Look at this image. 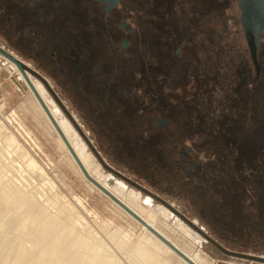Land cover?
I'll return each instance as SVG.
<instances>
[{"label": "flooded vegetation", "instance_id": "1", "mask_svg": "<svg viewBox=\"0 0 264 264\" xmlns=\"http://www.w3.org/2000/svg\"><path fill=\"white\" fill-rule=\"evenodd\" d=\"M234 4L236 0H0V35L21 43L23 54L53 80L95 134L104 131L107 137H117L111 140L113 149L101 148L108 156L114 154L126 172L142 182L150 181L151 187L152 182L168 191L197 193V210L204 218H209V204L217 207L210 218L212 232L225 244L256 252L264 246V164H254L253 153L243 147L244 166L253 168L243 180V168H234L242 158L239 145L231 138L223 139L221 149L219 139L211 142L216 153L206 155L204 140H193L196 132L190 130L192 121L177 100L180 94L165 89L170 85L184 91L190 74L185 69L199 46L193 38L206 26V15L214 13L219 22L223 6L235 13ZM195 78L193 92L197 93L204 86ZM243 91L239 98L234 96L232 106L227 104L237 123L224 127L219 122L218 126L237 139L246 126L258 134L259 146H264V137L260 138L264 113L261 118L255 111L259 106L245 105L244 113L251 117L245 124L232 109L264 95L247 81ZM250 93L253 97L245 98ZM210 125L205 130L196 126L206 138L219 136L217 127ZM135 152L139 159L133 156ZM150 152L147 163L145 156ZM153 168L158 173L152 178L141 173H151ZM231 170L235 176L228 174Z\"/></svg>", "mask_w": 264, "mask_h": 264}, {"label": "rangeland", "instance_id": "2", "mask_svg": "<svg viewBox=\"0 0 264 264\" xmlns=\"http://www.w3.org/2000/svg\"><path fill=\"white\" fill-rule=\"evenodd\" d=\"M175 4H177V2ZM179 7L180 9H184V4H179ZM211 10L213 12V8ZM232 10L235 13H231L223 6L221 20L219 22H217L218 18L215 17L214 13L206 15V26L197 33L195 38H193L194 41L199 43V46L196 49L195 57L190 61V66L185 69V71H189L190 74L188 75V81L184 84V91L177 87H170V85L166 86L165 89L172 94H180L177 97V100L183 104L184 107L182 109L185 110L192 121V127L190 130H195L196 132L193 135V140H204L206 155L212 156V154L216 153L215 150L212 149L211 142L214 143L219 139L217 147L218 149H221V147L224 146L222 143L223 139L231 138L232 140H235L239 145L238 152L241 153L238 154L242 158L239 163L240 165L238 166L235 163L234 168H243L242 179L244 180L249 177V171L253 168L251 166H244L246 165V159L243 147L250 153H253L251 159H253L254 164L258 161L264 164V146H259V142L255 139L258 134L254 133L255 131L250 130L249 128L246 129V126L242 127L243 129L238 132L239 138L237 139L236 136L227 131L228 129L222 130L218 124L221 122L224 127L227 125V127H230L232 124L233 127L237 123L234 120V117L230 116L229 105L227 104L230 102V106H232V104H234V101H232L234 100V96L237 95L238 97L244 93L245 81H247L253 89H259L261 92L259 95H264V40L260 44V80H256L257 78H254L255 69L249 58L246 44L240 31L238 19L239 12L236 10V4L232 5ZM236 12V18H231V15L236 14ZM217 24L219 27L216 28L215 25ZM203 32H205V36L202 35ZM0 46L12 56L14 55V57L25 63V65H28L30 69L37 72L47 82L48 86L69 112L74 122L83 131L103 162L111 169L128 179H131L136 184L149 190L152 194L162 198L172 205H175V207L178 206L181 209L180 213L184 217L191 222L194 221L193 223L196 224L197 227L200 229L202 228L201 230H204L203 232L206 235L217 242L220 246L223 245V248L246 255L249 254L264 257V246L262 250L256 252L240 246L236 249V246L225 244V241L221 240L216 232H212L210 228V226H212V224H210V218L213 219L216 215L217 207H213L209 204L207 206V216L209 214V218H204L203 214L201 212L200 214L199 210H197L198 201L195 199L199 198L197 193H190L189 195V193L181 191H168L164 188L158 187L157 184L153 185L151 182L152 187H154L152 188L150 184H147L150 183V181L145 180V182H142L138 176L126 172L124 170L125 167L119 165L115 160L116 158L114 154L112 157L111 155L108 156L101 148L105 147L107 149H113V143L111 140L116 139L117 137H107L108 135L106 136L104 131L103 133L97 131L95 134L93 129L88 127L86 122L77 114V112L74 111L66 96H61L57 91L56 84L53 80L39 69L32 60L23 54L21 43H11L5 38V36L0 35ZM147 52L149 54L146 55L150 56V52ZM5 59L6 58L0 54V173L3 174L4 172L10 175L11 177H8L12 184L19 188L21 187L20 189L23 191L25 190L24 193L28 197H37L39 203L42 204V208L40 209L39 207V209L41 211L44 210L43 212L50 216L56 217L57 219L59 218V221H63L62 224L66 226L63 230L68 229L69 232V229L72 228L76 232L78 231V234H82V237H86L87 233L90 234L89 236L92 234L94 238V240H91L93 243L92 245H96L97 243L96 246L99 247L100 244L99 249L101 254L104 257L117 262V264H143L139 262L135 256L134 248H139L151 254L159 264H182V261L177 256H172L165 250L158 248L149 238V235L141 228L142 224L135 218L133 219L131 215L122 209L115 200L97 188L93 182L82 177L79 169L71 160L66 150L62 147L60 140H58V136L49 127L45 116L41 114L36 99L23 81L17 78V74L10 71L9 63ZM198 73H201V75L199 76ZM31 76L36 79L33 75ZM195 76L198 77V80H201L200 84L202 83L201 85L204 86L201 87V91L197 93L193 92V90L196 89V87H194ZM37 80L40 81L39 79ZM253 82L254 85H252ZM247 87H249L248 84ZM45 89L47 90V88ZM47 94L54 101L48 90ZM252 95L253 94L250 93V95H248V97L245 96V98L249 99ZM172 100L174 101L173 96ZM253 100L254 101L249 103L240 102L241 108L237 109L236 107L234 108V106L232 108L240 115L238 116V114H236L242 119L244 124L246 120H251L249 113H244L246 112V109L243 108H245L246 104H257L259 106L257 110H255L257 112L259 111V114H257L258 117H261V113H264V98L261 97L260 100H255L253 98ZM54 103L59 108L55 101ZM190 114H195L197 117L193 118ZM198 115L200 117H198ZM64 116L67 117L65 114ZM238 117L236 120L239 119ZM261 118H259V120ZM211 123L214 125L213 127H217L220 135L218 136L214 134V136L210 135L206 138L204 137L206 134H200V127L197 128L196 125H201V130H205L207 126H211ZM258 132L260 133L261 130ZM97 135L99 136V140L96 138ZM262 137H264V135H260V138ZM8 142L10 144H8ZM232 146L233 144L231 142L228 149ZM133 156L138 158L137 152H135ZM151 156V152L146 154L145 157L148 160L147 163H149ZM246 156L250 157L249 155ZM95 160L99 163L97 158ZM255 167L256 166H254V169ZM102 170L104 173H111L105 170L103 166ZM141 173L146 177L152 178L158 172L153 168L151 173L146 170L141 171ZM164 174L170 176L169 172H165ZM228 174L235 176L233 170ZM91 178L94 179L93 177ZM112 185L114 184L110 182L109 186ZM145 197L148 196L141 193V198ZM155 201L152 206L145 205L143 202L141 204L142 207L150 211L151 209H156V205L159 204ZM68 206L69 208L71 206L72 210L69 209ZM22 207L17 208V205L8 202L3 204V208L7 210L6 212L8 215L4 212L5 209L0 211V215L2 214L5 216L4 218H6L5 220H8L7 223L9 227L0 230V237L6 233L4 236L13 239L15 236L13 229L17 227L19 228L24 224V226H26H21L24 229H22L23 232L20 234V237L22 238L20 239H22L23 242H21L23 245L32 252V237L34 238V234L32 233V230L30 231L28 229L33 226L35 227L38 224V227H40L41 222L38 220L39 217L37 214L36 216L33 215L32 218H30L31 220H26L27 216L25 213L27 209L26 207H24V209ZM3 216L0 217L3 218ZM35 217H38V219ZM161 219H163V217L158 215L157 223H159V225L157 224V226L164 231L166 235L168 234L174 242H177L179 245L181 244L180 246L189 252L190 247L187 248L184 245L187 244L185 238L179 236L180 234L177 231L175 232V230L172 231L167 228H172L174 226L172 218L171 220L169 219L166 221V226L162 225ZM73 222L75 223L72 224ZM70 224L74 225L75 228ZM28 225L31 226L28 227ZM26 231H29L28 234H31L32 237L31 235L28 236ZM189 253L199 254L202 260H204L205 263L207 262L206 264H264L262 262L258 263L257 261L226 255L205 239H202L198 244H194ZM78 254L80 255V253ZM78 254L76 252L77 257L75 256V261L77 264L82 257ZM82 254L85 256L87 253L85 254V252L83 253L82 251Z\"/></svg>", "mask_w": 264, "mask_h": 264}, {"label": "bare ground", "instance_id": "3", "mask_svg": "<svg viewBox=\"0 0 264 264\" xmlns=\"http://www.w3.org/2000/svg\"><path fill=\"white\" fill-rule=\"evenodd\" d=\"M5 60L9 63L10 71L12 73L17 74V76H18L17 78L23 81V83L26 85V87H28L29 91L32 93V95L36 99V103H37V106H38L41 114L45 116V119H46L49 127L58 136V140H60L62 147L66 150V152L70 156L71 160L75 163V165L79 169V172L81 173L82 177H84V175L81 172V169L79 168L77 162L75 161V159L71 155L68 147L65 145V143L63 142V139L61 137L65 138V140L69 144L70 148L74 152L75 156L77 157V159L81 163L82 167L85 169L86 173L90 177H93L94 180L97 183H99L101 186H103L110 194H112L114 197L118 198L119 201L128 210H130L135 215H137L140 219H142L146 224H148L151 228H153L155 231H157L166 240H168L175 247H177L179 250H181L194 263L206 264L207 262L205 263V261L202 260V258L199 254L189 253V252H191L193 245L198 244L204 238L198 232H196L190 226H188L179 216H177L178 214H181L180 213L181 209L178 206L175 207V205H172V204L168 203L167 201H165V202L168 203V206H165L162 203L160 204L159 201H157V200L155 201L152 197H150L147 194H146V196H148V197L141 198V193L145 194L141 189L138 190V188L127 183L126 181L122 180L121 178H119L118 176H116L114 174L104 173V171L102 170L103 165L100 162L98 163L95 160L96 158H95L94 154L91 152L88 145L82 140L83 138L81 137V135L79 133H77L78 131L76 132L77 129L75 128V126L71 123V121L68 119V117L64 116L63 112L55 105L54 101L49 97V95L47 94V90L45 89V86L43 85V83L41 81H38L37 78L34 79L31 76L32 74H30L29 71L25 70V74H26L27 78L29 79V81L31 82L30 85L34 88V90L37 92V94L39 95V97L43 101V104H45V106L47 107V110L49 111L51 118L55 121L56 125L58 126L59 131L61 132L60 134L55 129L53 124L51 123L47 113L43 110V108L39 104L37 98L35 97L30 86L28 85V83L25 81V78L21 74L18 67L13 62H11L7 59H5ZM26 66L28 67V65H26ZM7 139H9V138H7ZM8 144H10V143L8 142ZM87 148L90 150V152ZM8 176H10V175H8L7 173H4V172H3V174L0 173V211L5 209V208H3V204L5 202L11 203L13 205H17V208L18 207L21 208L22 206H24L27 209V211L25 213L27 216L26 220L32 218L33 215L36 216V214H37L39 219H38V217H35V218L40 220L41 223L39 222L40 227H38L39 226V224H38V225H36L37 227L33 226L30 229H28L30 231L32 230V233L34 234V238L30 234L32 239H33V244H32L33 251L32 252H30V250L27 249L25 247V245H23V243H22L23 241H22V239H20V238H22V237H20V234L23 232L22 229H24V228H22V227L24 226V224H23V226L21 225L22 227L20 226L21 228L17 227V228L13 229L14 230L13 233H15L14 237L16 238V240L14 237H13V239H10V237L8 238V236L7 237L4 236L6 234V233H4V235L0 237V264H73L76 262L75 261L76 260V258H75L76 252H77V254L80 253V255L78 254L79 256H82L81 259L79 260L78 264H117V262H115L109 258H106L101 254L100 249H99L100 244H99V247L96 246L97 243H96V245L95 244L92 245L93 243L91 242V240H94L92 234H91V236H89L90 234L87 233L86 237L85 236L82 237L83 236L82 234H78L79 232L78 231L76 232L72 228L69 229L70 230L69 232H68V229L63 230V228L66 227V226H64V224H62L63 221L61 222L58 220L59 218L57 219L56 217H53V216H50L49 214L44 213L43 212L44 210L41 211L40 209L42 208L41 207L42 204L39 203L37 197H32V196L28 197L24 193L25 190L23 191L22 189H20L21 187L19 188V187L13 185L12 182L9 180ZM110 182H112L114 185L109 186ZM94 188H95V186H94ZM140 188H141V186H140ZM146 191H148V190H146ZM39 198H40V196H39ZM154 201L159 203L156 205V209H151L150 211H148L146 208L142 207V204H141L142 202L145 205L152 206ZM24 207H22V208L24 209ZM39 207H40V209H39ZM68 208H69V206H68ZM69 209L72 210V207L70 206ZM6 211L7 210L5 209L4 212L6 213V215H8ZM124 213H125V211H124ZM158 215H161L163 217V219H161V223L163 226H166V221L169 219L171 220V218H172V220L174 221V226L172 228H170V227H167V228H169V230H172V231L175 230V232L177 231L180 234L179 236L185 238V240L187 241V244H184V245L187 248L190 247V250L188 249L189 252L185 248L181 247L180 246L181 244L179 245L177 242H174L170 238V236H168V234L166 235V233L164 231H162L157 226V224L159 225V223H157ZM0 216H3V215L1 214ZM4 217L5 216H3V218L0 217V230L5 229V228L7 229L9 227V225L7 223L8 220H5L6 218H4ZM131 217L134 219L133 216H131ZM74 223L75 222H73L72 224H74ZM72 224H70V225H72ZM31 225H28V227ZM72 226H74V225H72ZM74 228H75V226H74ZM141 228L149 235V238L152 240V242L158 248H160L161 250H165L167 253L171 254L172 256L173 255L177 256L182 261L181 262L182 264H188L185 260H183L175 252H173L168 246H166L165 243H163L156 236H154L152 233H150L149 230H147L143 225H141ZM76 229H77V227H76ZM26 232H27L26 234L28 236H30L28 234L29 231H26ZM17 240H19V241H17ZM94 243H95V241H94ZM183 243H184V241H183ZM31 249H32V247H31ZM82 251H83V253L85 252V254L86 253L87 254L84 256V254H82ZM134 254L137 257V259L139 260V262H141L143 264H159L158 261L156 259H154V257L151 254H149V253H147V252H145L139 248H134ZM75 264H77V262Z\"/></svg>", "mask_w": 264, "mask_h": 264}, {"label": "water", "instance_id": "4", "mask_svg": "<svg viewBox=\"0 0 264 264\" xmlns=\"http://www.w3.org/2000/svg\"><path fill=\"white\" fill-rule=\"evenodd\" d=\"M237 9L239 11V26L240 31L242 33L243 39L246 44V48L249 54V58L254 66L255 69V78H258L260 74V61H259V48H260V41L264 38V0H236ZM0 54L4 56L7 60L13 62L18 69L20 70L21 74L24 76L25 81L30 86L32 92L34 93L35 97L37 98L39 104L43 108V110L47 113L51 123L55 127V129L61 133L58 129V126L56 125L55 121L51 118L49 111L47 110V107L45 104H43V101L37 94V92L34 90V88L30 85L31 82L27 78L25 74V70L29 71L30 74L35 76L37 79H39L45 88L49 91L51 96L53 97L56 104L59 106V108L62 110V112L68 117V119L71 121V123L75 126L78 133L83 138L84 142L88 145L91 152L94 154V156L98 159V161L103 165V167L111 172L112 174L118 176L122 180L126 181L127 183L135 186L138 189H141L145 194L149 195L153 199L159 201L165 206H168V203L165 202V200L159 198L158 196L146 191L142 187L140 188L139 185L134 183L133 181L129 180L122 174L116 172L115 170L111 169L107 164L103 162L95 148L91 145L89 140L86 138L83 131L78 127V125L74 122L73 118L69 114V112L66 110V108L63 106V104L60 102L58 97L55 95V93L52 91V89L48 86L47 82L35 71L27 67L21 60L17 59L16 57L12 56L9 52H7L3 47L0 46ZM63 136V135H62ZM63 139V142L68 147L71 155L77 162L79 168L81 169V172L83 173L84 177L93 182L100 190H102L105 194L109 195L113 200L117 202L126 212H128L131 216H133L138 222H140L147 230H149L150 233H152L154 236H156L159 240H161L163 243H165L166 246H168L173 252H175L178 256H180L183 260H185L188 264H195L189 257H187L183 252H181L177 247H175L171 242L166 240L163 236H161L157 231H155L153 228H151L148 224H146L142 219H140L137 215H135L133 212L128 210L117 198H115L112 194H110L103 186H101L99 183H97L94 179H92L85 171V169L82 167L81 163L75 156L74 152L70 148L69 144L65 140L64 137H61ZM178 214V213H177ZM179 216L188 226H190L192 229H194L196 232H198L201 236L204 237L205 240L209 241L213 246L218 248L220 251H222L226 255L234 256V257H240L247 260L257 261L264 263V257L261 256H255V255H246L238 252H233L226 250L222 248L217 242L212 240L208 235H206L199 227H197L196 224L188 220L186 217H184L182 214H178Z\"/></svg>", "mask_w": 264, "mask_h": 264}]
</instances>
